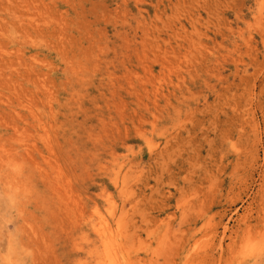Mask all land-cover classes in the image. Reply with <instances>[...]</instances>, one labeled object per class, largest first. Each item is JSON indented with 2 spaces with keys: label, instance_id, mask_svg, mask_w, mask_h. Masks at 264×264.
Instances as JSON below:
<instances>
[{
  "label": "rangeland",
  "instance_id": "1",
  "mask_svg": "<svg viewBox=\"0 0 264 264\" xmlns=\"http://www.w3.org/2000/svg\"><path fill=\"white\" fill-rule=\"evenodd\" d=\"M0 264H264V0H0Z\"/></svg>",
  "mask_w": 264,
  "mask_h": 264
}]
</instances>
